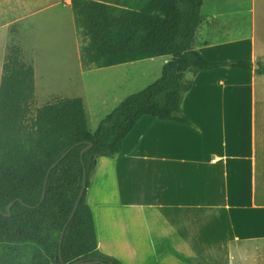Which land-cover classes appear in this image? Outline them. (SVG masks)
<instances>
[{
  "label": "trees",
  "instance_id": "1",
  "mask_svg": "<svg viewBox=\"0 0 264 264\" xmlns=\"http://www.w3.org/2000/svg\"><path fill=\"white\" fill-rule=\"evenodd\" d=\"M202 6L71 0L83 70L170 56L159 78L124 98L94 131L80 96L37 105L34 62L15 41L18 24L9 26L0 77V264H123L97 247L87 202L97 159L116 156L144 116L193 126L182 104L200 72L253 69L251 60H208L194 49ZM84 167L86 189L73 212Z\"/></svg>",
  "mask_w": 264,
  "mask_h": 264
},
{
  "label": "crops",
  "instance_id": "2",
  "mask_svg": "<svg viewBox=\"0 0 264 264\" xmlns=\"http://www.w3.org/2000/svg\"><path fill=\"white\" fill-rule=\"evenodd\" d=\"M4 1L1 8L38 7L34 13L71 10V0ZM256 11V0H251L254 25ZM223 15H212L216 26ZM216 26L206 29L202 21L194 49L208 60H232L205 52L210 47L201 35ZM163 57L164 65L170 56ZM247 59L253 69L221 67L196 76L182 104L193 126L144 116L116 156L97 159L87 202L100 252L123 264H264V185L259 194L255 109L252 150L246 152L239 94L231 93L227 113L219 102V91L242 89L237 77L246 76L264 99V53L258 51L255 37ZM255 60H262V66ZM257 64L263 72L256 71ZM228 74L237 77L232 80ZM258 140L264 150V128Z\"/></svg>",
  "mask_w": 264,
  "mask_h": 264
},
{
  "label": "rangeland",
  "instance_id": "3",
  "mask_svg": "<svg viewBox=\"0 0 264 264\" xmlns=\"http://www.w3.org/2000/svg\"><path fill=\"white\" fill-rule=\"evenodd\" d=\"M256 7L254 25L251 20L253 15L250 13L251 0H203L201 14L206 22V29L216 26V20L212 15L224 14V19L214 30L205 29L207 33L201 35L207 38V45L210 47L208 52L205 51L206 54L225 59H247L253 37L256 38L258 51L264 53V0H256ZM37 9L38 7L32 6L0 7V64L4 60L5 46L10 41L9 26L6 27L5 24L14 18H22L17 24L19 30L21 28L25 32L20 34L19 31L15 41L25 49L26 57L34 62L37 105H41L54 95L80 96L85 104L89 126L94 131L101 120L124 98L159 78L161 65L166 57L83 70L79 60L80 40L76 34L72 11L64 10L61 15L52 13V9L34 13ZM220 16L222 18V15ZM255 63L261 66L263 64L262 60H255ZM228 76L232 80L237 77L234 74ZM224 77L225 75L217 78ZM238 78L243 88L219 91L221 98L219 102L224 104V108L227 106V113L231 93L239 94L242 103L240 116L243 119V144L246 152L252 150V117L255 109L256 178L257 190L261 194L264 185L262 181L264 150H261L258 139L264 128V99L259 89H253L251 86L249 76ZM216 84H220L218 79ZM261 197H264V194H261Z\"/></svg>",
  "mask_w": 264,
  "mask_h": 264
},
{
  "label": "water",
  "instance_id": "4",
  "mask_svg": "<svg viewBox=\"0 0 264 264\" xmlns=\"http://www.w3.org/2000/svg\"><path fill=\"white\" fill-rule=\"evenodd\" d=\"M91 147H92V143H89L88 146H87L84 150H86V149H88V148H91ZM84 150H83L81 153H83ZM53 166H54V165H53ZM53 166H52V167H53ZM85 189H86V169H85V167H84V169H83V177H82V186H81V189H80V192H79L78 198H77V202H76L75 207H74V209H73V212L75 211V208H76V206H77V204H78V201H79L80 197L82 196V194H83V192H84ZM10 206H11V204H10V205L8 206V208H7L8 211H9ZM73 212H72V214H73Z\"/></svg>",
  "mask_w": 264,
  "mask_h": 264
}]
</instances>
